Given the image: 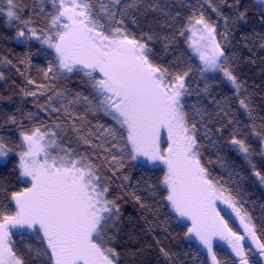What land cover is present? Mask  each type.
<instances>
[{
    "label": "snow or ice",
    "instance_id": "6c2138e0",
    "mask_svg": "<svg viewBox=\"0 0 264 264\" xmlns=\"http://www.w3.org/2000/svg\"><path fill=\"white\" fill-rule=\"evenodd\" d=\"M49 2L52 11L45 16L46 28L37 30L30 26V21L21 19L22 0H6V18L24 25L18 29L17 39L36 40L54 50V61L40 69L46 80L82 74L91 90V99L65 88L49 96L45 105H38L45 112L63 113L71 123L77 145L65 146L57 131L47 127L44 131L40 127L29 131L17 129L20 143L16 147L11 146L10 137L0 135V160L7 162L15 156V179L26 185L9 191V186L0 181V264H30L14 251V229L21 235L32 234L42 243L43 247L35 250L36 257L44 258L42 264H119L120 253L111 244L120 232L123 213L119 201L124 195L136 202L142 214L152 213L153 220L144 217L149 233L157 226L153 221L159 217L160 206L174 213L177 222L190 221L184 235L195 238L207 250L211 264H223L213 248L216 239L228 245L237 258L234 264H264V221L258 234L256 223L238 196L226 187L227 182L214 179L201 161L203 148L207 144L218 147L219 141L214 137L222 136L224 127L231 125L227 143L244 157L252 175L264 185V172L257 169L250 144L241 138L243 128H249L250 134L260 139L259 155L264 157V132L257 131L251 94L241 96L242 90L247 93V89L235 74L233 65L239 58L226 52L230 44L229 17L220 8L227 5V0H204L225 21L219 40L216 24L196 6H190L194 10L175 32L160 35L152 31L137 37L127 30L126 18L135 24V14L159 12L165 17L163 26L174 28L181 14L173 15L162 0ZM94 2L99 5L98 12ZM234 2L239 4V0ZM260 2L264 4V0ZM44 5L45 0H39L37 15L45 11ZM3 13L4 8L0 7V14ZM246 15V11L237 12L232 26L244 21ZM177 34L185 37L191 56L200 62L195 72L203 81L202 88L192 76L191 63L172 72L152 59L155 53L149 42L162 39L167 52ZM247 39L251 41L250 37ZM260 47L264 48V43ZM215 73L222 74L223 82L231 85L235 102L251 124L241 126V121L235 119L232 96L213 95L215 77L210 80L209 74ZM4 78L0 71V80ZM27 83L35 85L36 90L24 92L25 96L37 97L49 90L48 84H38L31 78ZM192 96L197 99L189 102L187 98ZM53 101L60 106L56 107ZM80 104L94 118L102 115L112 123L92 125L86 116L75 112L73 106ZM211 105L215 107L209 110ZM32 115L29 114L30 119ZM78 120L82 123L77 124ZM16 123L15 116H5L0 127ZM54 126L61 133L67 128L61 124ZM162 135L166 144L163 148ZM81 145L85 150L78 152ZM135 161H140L141 168L163 166V175L155 183L144 182L153 204L136 194L141 189L140 181L128 193L123 192V184L118 185L122 194L117 196L112 195L110 182L101 175V167H107L112 177L127 181L128 176L116 174ZM235 175L240 176L238 172ZM218 201L239 219L243 234L229 227L217 209ZM10 204L13 208H9ZM161 223L166 230L167 218ZM156 244L159 246L160 241L156 240ZM159 251L166 264H176V257L164 247ZM251 256L258 259L250 260Z\"/></svg>",
    "mask_w": 264,
    "mask_h": 264
},
{
    "label": "trees",
    "instance_id": "16d2710c",
    "mask_svg": "<svg viewBox=\"0 0 264 264\" xmlns=\"http://www.w3.org/2000/svg\"><path fill=\"white\" fill-rule=\"evenodd\" d=\"M217 0H213L216 3ZM39 0H22V9L20 16L23 21H30V26L37 30L47 27L45 16L52 11V6L49 0H45V11L39 13L37 4ZM166 3L168 11L173 15L179 12L181 15L177 18L174 28L163 26L165 17L159 12H148L147 14H135L136 23L133 24L131 19H125V26L128 31L139 37L143 33L155 31L160 35H169L181 27L186 18L194 10L196 6L199 10L204 11L206 18H209L217 26V39H221L219 33L224 31L225 21L217 16L209 4L204 0H162ZM203 5L200 8V5ZM232 5V7H228ZM0 7L4 8V13L0 14V71L4 73V79L0 80V124L3 123L5 116H15L17 123L3 124L0 127V135L10 137L12 147H16L20 143L17 129L29 131L33 127H40L42 131L45 128H51L57 131V137L65 146L77 145L74 133L72 132L71 123L63 115V113H51L41 110L38 105H45L47 98L53 96L58 90L65 88L69 89L72 94L76 92L89 96L91 99V90L86 83V78L82 74H72L68 79L46 80L43 72L40 69H46L49 61H54L55 53L43 46L39 41H22L16 38L17 30L23 26L19 21L9 22L6 18L5 9L7 8L6 0H0ZM93 7L97 10L99 5L95 2ZM220 11L225 16L229 17V41L226 46V52L231 55L235 54L239 59L234 63L235 74L240 80L244 81V88L247 93H241L243 97L246 94H251L252 104L255 106L253 113L254 122L257 131L264 132V48L260 45L264 43V20L261 16L264 15V8L259 5L256 0H239L236 4L234 0H227V5H223ZM247 12L244 21H239L235 26H232L231 20L237 12ZM161 21V23H157ZM245 37V39H242ZM251 38L249 41L247 38ZM164 41L156 39L149 42V46L153 49L155 55L152 59L169 68V71L175 72L182 70L187 63L194 66L192 76L197 79L200 87H203V81H200L196 75L195 68L199 66V61L191 56V50L185 42V37L177 38L174 43L170 44L167 52L164 49ZM248 44V47H245ZM251 49V50H250ZM11 61V64L3 61ZM24 61V62H22ZM254 61V62H253ZM19 69V71H17ZM23 73V75H21ZM51 75V74H50ZM215 77V85L212 88V93L217 98L225 95L233 97L232 109L235 119L241 121V126L251 124L252 121L244 114L243 110L235 102L233 96L234 90L231 86L223 82L222 76H209L211 80ZM33 79L38 84H48L49 90L46 94L37 97L25 96L24 92L36 90L35 85H29L27 79ZM195 87V85H193ZM189 102L197 99L192 96L187 98ZM207 104V100H205ZM56 107L60 105L53 101ZM75 112L81 116H86L92 125L103 123L109 125L112 121L102 115L97 119L92 114L85 112V105L80 104L73 106ZM214 105L209 106V110L214 108ZM29 114H33L29 118ZM82 121H77V124ZM223 123V122H222ZM55 124H61L63 127L67 125L65 133L59 132L55 128ZM199 127V125H197ZM212 126V125H210ZM221 124H215V127H220ZM231 125L224 127L222 136H215L219 141L218 147H212L207 144L201 155V161L208 169L214 179L220 180L221 183H226V187L232 190L233 195L238 196L242 206L252 216L253 222L258 228L264 221V185L252 175V170L249 168L244 157L233 149L227 143L230 138ZM215 130V129H214ZM241 138L246 139V143L250 144L253 150V162L257 169L264 172V157L259 155L261 149L260 139L250 134L249 128H243ZM199 139V137H198ZM201 143L205 141L201 140ZM85 146H78L77 151L83 152ZM19 151V148H17ZM115 151V150H114ZM17 160L15 156H10L8 161L0 164V181L9 186V191L20 190L26 185L15 179L16 173L12 171ZM103 163V162H101ZM140 163L129 162L126 167L120 172H117V177L128 176L127 181L112 177L111 172L107 167H101V175L106 178L111 184L112 195H121V189L118 185L123 184V192L128 193L134 190L137 181L141 182V189L137 191L142 199L148 204H153V198L149 197L146 191L147 185L145 181L155 183L157 178L163 175L162 168H141ZM223 165V167L221 166ZM239 173L237 177L235 174ZM231 174V179H230ZM236 181V184L232 183ZM239 185V188H237ZM121 204L120 232L115 235L111 246L120 253L119 264H166V261L159 251L162 246L176 257V264H210L208 255L193 241L185 237L187 225L177 222L173 213L167 207L160 206V213L157 220L153 221L157 226L151 233L146 231L147 225L144 217L148 220H153L152 213L146 212L142 214V210L134 200L129 196L124 195ZM13 208V205H9ZM167 214V215H166ZM168 220L167 229L161 223L164 219ZM14 241V251L17 252L23 259L30 261V264H42L43 257H36L35 250L43 247L42 243L34 238L32 234L27 232L21 235L19 231L12 234ZM156 240L160 241V245L156 244ZM214 250L217 257L222 260L223 264H234L236 258L231 251L222 244H215ZM257 256H251L250 260H257Z\"/></svg>",
    "mask_w": 264,
    "mask_h": 264
},
{
    "label": "rangeland",
    "instance_id": "374dc122",
    "mask_svg": "<svg viewBox=\"0 0 264 264\" xmlns=\"http://www.w3.org/2000/svg\"><path fill=\"white\" fill-rule=\"evenodd\" d=\"M256 2L259 4V5H261L263 8H264V4H262L261 2H260V0H256ZM6 11H7V8L5 9ZM6 11H5V13H6ZM24 26V25H23ZM23 26H20V28L21 27H23ZM18 31V30H17ZM186 35H188L187 33H186ZM20 40H22V41H24L23 40V38H20ZM43 45V44H42ZM43 46H45V47H47V45H43ZM48 48V47H47ZM48 49H50V48H48ZM50 50H52L53 52H54V50L53 49H50ZM198 60V59H197ZM199 61V60H198ZM216 75H220V76H222V74H220V73H215V74H209V76H216ZM230 85V84H229ZM231 86V85H230ZM232 88V87H231ZM161 147L163 148V147H166V144H164L163 143V135H162V144H161ZM55 151V150H54ZM6 161H4V160H0V164H2V163H5ZM137 162H139L140 163V161H137ZM151 168H153V167H151ZM155 168H162L163 169V166L161 165L160 167H155ZM217 209L218 210H220V212H221V215L224 217V219L225 220H227L228 221V224H229V227H231L234 231H237V232H240L241 234H243V228H242V226L240 225V222H239V219L237 218V217H235V214L234 213H231V210L230 209H228L224 204H222V203H220L219 201L217 202ZM174 214V213H173ZM175 215V214H174ZM176 217V216H175ZM180 223H182V224H186L188 227L190 226V221H187V220H183V221H180ZM18 230H13V233L14 232H17ZM190 241H193L194 243H196L207 255H208V253H207V250L202 246V245H200L199 244V242L198 241H196L195 240V238H188ZM215 244H222V245H224L225 247H227L229 250H230V248L228 247V245L224 242V241H221V240H219V239H216V240H214V242H213V248H214V246H215ZM231 251V250H230ZM209 257V256H208ZM237 259V258H236ZM209 260H210V258H209ZM210 264H211V261H210Z\"/></svg>",
    "mask_w": 264,
    "mask_h": 264
}]
</instances>
